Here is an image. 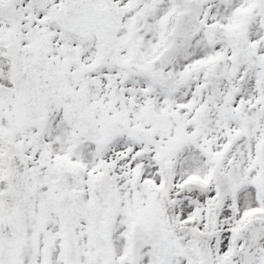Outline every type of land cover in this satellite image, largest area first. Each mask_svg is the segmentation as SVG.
Masks as SVG:
<instances>
[{
	"label": "snow or ice",
	"instance_id": "6c2138e0",
	"mask_svg": "<svg viewBox=\"0 0 264 264\" xmlns=\"http://www.w3.org/2000/svg\"><path fill=\"white\" fill-rule=\"evenodd\" d=\"M0 264H264V0H0Z\"/></svg>",
	"mask_w": 264,
	"mask_h": 264
}]
</instances>
